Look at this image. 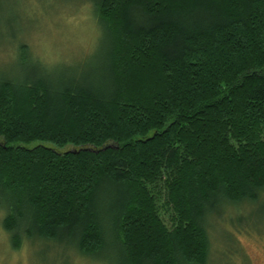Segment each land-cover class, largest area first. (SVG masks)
<instances>
[{"label": "trees", "instance_id": "trees-1", "mask_svg": "<svg viewBox=\"0 0 264 264\" xmlns=\"http://www.w3.org/2000/svg\"><path fill=\"white\" fill-rule=\"evenodd\" d=\"M89 1L93 76H55L23 42V73L0 69L9 249L209 264L207 220L264 196V0Z\"/></svg>", "mask_w": 264, "mask_h": 264}, {"label": "rangeland", "instance_id": "rangeland-1", "mask_svg": "<svg viewBox=\"0 0 264 264\" xmlns=\"http://www.w3.org/2000/svg\"><path fill=\"white\" fill-rule=\"evenodd\" d=\"M89 2L0 0V69L23 73L15 56L23 42L55 76H93L103 51ZM206 232L209 264H264V196L257 203L229 205L212 215ZM26 242L19 251L10 250L0 227V264H107L114 256L108 249L88 259L61 244Z\"/></svg>", "mask_w": 264, "mask_h": 264}]
</instances>
